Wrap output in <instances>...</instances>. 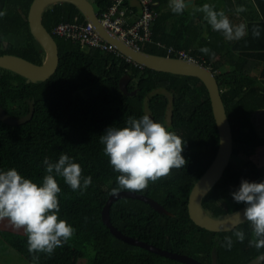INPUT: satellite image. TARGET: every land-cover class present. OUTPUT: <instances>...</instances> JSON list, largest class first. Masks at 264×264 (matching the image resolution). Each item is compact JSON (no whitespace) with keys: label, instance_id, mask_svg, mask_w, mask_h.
Returning <instances> with one entry per match:
<instances>
[{"label":"trees","instance_id":"16d2710c","mask_svg":"<svg viewBox=\"0 0 264 264\" xmlns=\"http://www.w3.org/2000/svg\"><path fill=\"white\" fill-rule=\"evenodd\" d=\"M32 1L0 0V11H6L0 17V54H14L41 64L46 53L31 34L28 23ZM117 1L91 2L97 12L103 13ZM123 2L130 20L135 13L141 15L136 0L134 5L132 0ZM205 3L207 0H197L182 14H176L169 8L168 0H154L157 16L151 25V38L142 44V50L173 57H179L184 50L210 67L217 77L232 126V157L247 158L242 166L231 160L203 200L206 212L220 218L245 206L236 203L231 195L239 189L242 179L264 181V166L257 167L250 159L264 145V138L251 118L253 111L264 108V89L260 86L264 65L258 75H252L255 62L264 63V0H239V5L247 8L240 13L243 18H239L248 26V34L239 41H228L205 20L203 24V13L194 10ZM223 3V8L215 3L210 5L228 14L234 25L237 6L233 10L231 1ZM190 12L194 13L193 19ZM76 16L85 20L76 5L59 2L45 10L42 21L52 33L56 25ZM253 25L260 27L259 38L252 36ZM203 26L206 34H202ZM54 37L60 57L58 68L49 79L32 82L0 67V107L13 117L25 116L32 102L35 107L32 118L24 123L9 124L0 119V171L15 168L25 178L41 184L46 175L44 158L56 162L61 154H66L81 166L83 176L92 178L91 185L81 194L73 191L62 177H55L61 188L58 217L71 225L75 233L51 256L38 253V264H78L81 259L88 260L91 252L93 262L88 264H186L118 238L103 221V209L114 193L112 190L118 188L119 173L104 154L100 136L110 126L125 127L130 116L138 119L143 115L162 123L185 142L182 152L187 161L185 167L173 169L169 177L150 182L146 190L138 192L156 199L173 215L162 214L143 200L123 197L111 206L112 224L128 236L186 254L204 264L213 263L214 251L220 264H238L264 252V248L249 246L251 229L247 222L230 231L215 232L196 225L190 218L188 202L192 187L219 147V131L204 82L195 76L150 69L127 60L122 53ZM202 47H208L214 55L202 53ZM125 76H130L127 92L120 86ZM2 222L9 223L6 219ZM237 229L245 232L243 243L233 236ZM226 236H233L231 250L224 246ZM0 241L6 242L27 264H33L23 229L0 227Z\"/></svg>","mask_w":264,"mask_h":264},{"label":"clouds","instance_id":"9594fccd","mask_svg":"<svg viewBox=\"0 0 264 264\" xmlns=\"http://www.w3.org/2000/svg\"><path fill=\"white\" fill-rule=\"evenodd\" d=\"M168 5L176 14H182L188 7L187 0H168ZM235 11L239 14L247 8L238 5ZM195 12L203 13L212 30L222 33L228 41H239L248 34L245 23L233 25L225 12L215 10L213 5L205 3ZM5 15L6 11H0V17ZM251 31L253 38L260 37L259 25H253ZM200 51L211 53L208 47H202ZM100 143L104 145L103 151L110 165L119 173L116 179L118 188L112 190L114 193L119 190L142 192L150 182L169 177L173 169L184 168L187 163L182 155L184 140L149 115L138 119L130 116L122 128L108 127L100 136ZM43 164L46 175L41 184L25 178L15 168L0 171V221L6 219L14 229H23L33 264H38V253L51 256L75 233L71 225L58 217L61 188L55 177H62L73 191L81 194L92 183L91 176H83L81 166L66 154H61L56 162L45 157ZM231 195L236 203L246 205L243 219L237 212L236 223L246 221L250 225L249 246L257 250L264 248V181L242 179L239 189ZM233 236L241 243L245 240L243 230H235ZM233 236L224 238V246L229 250L233 247Z\"/></svg>","mask_w":264,"mask_h":264},{"label":"water","instance_id":"95a60500","mask_svg":"<svg viewBox=\"0 0 264 264\" xmlns=\"http://www.w3.org/2000/svg\"><path fill=\"white\" fill-rule=\"evenodd\" d=\"M59 2H69L76 5L83 16L96 26V29L100 32L105 40L114 44L119 51L131 58V60L134 62L157 71L195 76L204 82L210 94L213 112L219 131V147L216 156L209 167L192 187L188 202L189 215L196 225L215 232L230 231L242 224L236 223L238 218L237 212H239L241 219H243L242 214L246 205L239 208L235 212L220 218L212 217L203 207L204 198L223 176L226 168L231 162L234 150L232 126L226 112L219 82L214 71L210 67L205 66L199 61H193L181 57L152 54L144 50H136L125 44L119 38L110 36L101 25L98 12L90 0H33L28 13L29 28L31 34L41 44L42 49L45 51V59L41 64H37L18 55L0 54V67L15 71L26 77L28 81L32 82L45 81L56 72L60 57L59 47L55 37L44 26L42 18L45 10L49 6ZM187 4H189L188 1ZM129 79L130 76H125L122 78L120 83L121 89L125 92H127V84ZM133 93H135V91ZM34 110V102H32L30 104V110L25 116L13 117L2 107H0V119L9 124H21L32 118ZM123 197H131L143 200L149 203L160 213L165 215H173L171 211L165 208L156 199L146 194L127 190L118 191V193H113L110 195L103 209V221L107 224L114 235L130 244L146 247L158 254L179 260L186 264H204L194 257L162 249L145 241L128 236L120 231L111 222L110 209L112 204L117 199ZM263 262L264 254L257 256L246 264H261ZM212 264H217L215 251L213 252Z\"/></svg>","mask_w":264,"mask_h":264},{"label":"built area","instance_id":"2783aa9c","mask_svg":"<svg viewBox=\"0 0 264 264\" xmlns=\"http://www.w3.org/2000/svg\"><path fill=\"white\" fill-rule=\"evenodd\" d=\"M123 1L118 0L108 10L99 13L101 25L110 36L119 38L125 44L136 50H142V44L151 38V25L157 16V12L153 8V1L136 0L140 5L141 15L133 20L129 19L127 7L125 8L123 6ZM52 34L67 40L79 42L88 48L114 52L118 55L122 53L114 44L102 37L91 21L81 19L78 16L72 21L61 22L56 25ZM179 57L197 61L191 56H188L184 50L180 51ZM126 59L131 60L127 56Z\"/></svg>","mask_w":264,"mask_h":264},{"label":"crops","instance_id":"0c3cea01","mask_svg":"<svg viewBox=\"0 0 264 264\" xmlns=\"http://www.w3.org/2000/svg\"><path fill=\"white\" fill-rule=\"evenodd\" d=\"M22 1H24V0H22ZM90 1L96 2V0H90ZM187 1L189 2L188 6H191V5L195 4V2L197 0H187ZM224 1L225 0H207V3L208 4H214L215 3V4L218 5L220 2L223 3ZM228 1H231V4H232L231 6H232L233 10L235 9V6L239 5V0H228ZM222 3H221V6L218 5L219 8H223V4L224 3L223 4ZM131 4L134 5L135 4V0H132ZM233 14H235L234 11H233ZM98 15H99V12H98ZM137 15H138V13H135V15L133 14L134 17L131 20L136 18ZM190 15H191L190 19H193L194 15L191 12H190ZM226 15L228 16V14H226ZM236 15H238V18L235 19V24L234 25L239 24V23H243V19L239 18V16L242 17V18H243V16H241L240 13L239 14L236 13ZM202 20H203V24H204L203 17H202ZM205 27L206 26H203L202 34H206V32H205L206 28ZM219 58H220V56H218L216 59L218 60ZM251 63H254V61H252V59H251ZM255 65H256V67L252 70V75H258L260 70H261V68L263 67L264 63L261 62V61H257V62H255ZM260 86L264 89V79H260ZM251 118H252V121L254 123V126H255L258 134L264 138V108H259V109H256L255 111H253L251 113ZM259 148L263 149V150L260 149L261 152H259V153L264 154V145L259 147ZM0 248H1V246H0ZM7 249H8V247L4 246V249L0 250V264H10V260L12 259V257H14V259H18V260L22 259L23 263H21V264H27L25 262V260L19 254H17L15 252V254H17L18 256H13L10 251H7ZM5 255L9 256V258L7 260L5 258Z\"/></svg>","mask_w":264,"mask_h":264},{"label":"rangeland","instance_id":"374dc122","mask_svg":"<svg viewBox=\"0 0 264 264\" xmlns=\"http://www.w3.org/2000/svg\"><path fill=\"white\" fill-rule=\"evenodd\" d=\"M152 1H154V0H152ZM7 42L8 41H5V43H7ZM260 149L261 148H259L258 150H256L255 153H253V154L250 155V159L253 162H255V164H256L257 167H263L264 166V154L259 153L263 149H261V150ZM231 160L233 162H235V164H238L239 166H242V165L245 164V161L247 160V158L246 157H232ZM229 198L231 199L230 196H229ZM0 227H2V228H9V227H12V226L10 225V223L0 221ZM0 246H1L0 250L1 249H4V246H7L8 247L7 251H10L13 256H18L17 255L18 253L13 248L9 247L6 244V242H3V241L1 242L0 241ZM15 252L17 254H15ZM93 257H94V254H93V252H91L88 260L87 259H81L78 264H88V261H90L92 263L93 262ZM5 258L7 260L9 258V256L8 255H5ZM21 263H23V260L22 259L21 260H18V259H14V257H12V259L10 260V264H21Z\"/></svg>","mask_w":264,"mask_h":264},{"label":"flooded vegetation","instance_id":"af4514ba","mask_svg":"<svg viewBox=\"0 0 264 264\" xmlns=\"http://www.w3.org/2000/svg\"><path fill=\"white\" fill-rule=\"evenodd\" d=\"M264 254V252H262V253H260L259 255H263ZM258 255V256H259ZM257 256H255V257H253V258H251V259H249V260H244V261H242V262H238V264H246V263H248V262H250L252 259H254V258H256ZM216 261H217V259H216ZM264 263V262H263ZM262 263V264H263ZM217 264H220V263H218L217 262Z\"/></svg>","mask_w":264,"mask_h":264}]
</instances>
